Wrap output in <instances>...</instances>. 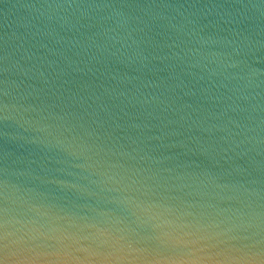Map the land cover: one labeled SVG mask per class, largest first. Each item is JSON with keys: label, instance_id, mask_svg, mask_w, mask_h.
<instances>
[{"label": "water", "instance_id": "1", "mask_svg": "<svg viewBox=\"0 0 264 264\" xmlns=\"http://www.w3.org/2000/svg\"><path fill=\"white\" fill-rule=\"evenodd\" d=\"M0 264H264V0H0Z\"/></svg>", "mask_w": 264, "mask_h": 264}]
</instances>
